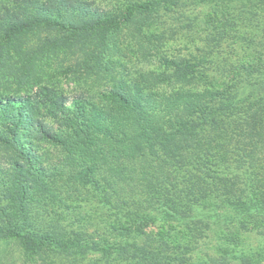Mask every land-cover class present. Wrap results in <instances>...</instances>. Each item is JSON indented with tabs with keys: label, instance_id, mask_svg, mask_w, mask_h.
Returning a JSON list of instances; mask_svg holds the SVG:
<instances>
[{
	"label": "trees",
	"instance_id": "1",
	"mask_svg": "<svg viewBox=\"0 0 264 264\" xmlns=\"http://www.w3.org/2000/svg\"><path fill=\"white\" fill-rule=\"evenodd\" d=\"M60 51L112 107L10 68ZM263 258L264 0H0V264Z\"/></svg>",
	"mask_w": 264,
	"mask_h": 264
},
{
	"label": "rangeland",
	"instance_id": "2",
	"mask_svg": "<svg viewBox=\"0 0 264 264\" xmlns=\"http://www.w3.org/2000/svg\"><path fill=\"white\" fill-rule=\"evenodd\" d=\"M164 35L165 40L168 41L166 42L167 45L161 48V53H185L186 48L191 45V35H184V33H178L173 35L172 31L169 29L165 31ZM157 54L158 53L152 52L151 54H149V58H144L143 56L141 57L136 54H130L131 63L128 64V67L133 66L134 69H144L153 67L152 65L154 63V59H158L156 56ZM75 56L76 55L72 53L60 51V53L53 55L50 58H46L41 62H27L24 59L22 61L19 60V56H15L14 54L10 62V68L13 70H17V67L23 68L26 64H29L31 70L33 69L32 71H34V73L36 72V80L54 87L59 93H63L65 95H68L69 97L77 94H89L92 95V99H94L99 105L107 103L110 107H112L114 104L108 101L106 102V98L104 96L108 86L107 82L103 80L100 81L94 76L91 77L82 73L81 71H78L77 66L75 64ZM5 80L9 82L8 84L11 86L12 89L18 91H31L32 89L35 90L37 88V85L33 86L32 88L28 82L24 83L27 79H18L14 75H9L7 78H5ZM31 84L34 85L35 83L31 81ZM44 149L49 151V156L51 159H56L55 149L52 147L51 144L45 143ZM53 160L50 161L53 162ZM79 197H81L82 199V197L85 196L81 195ZM88 212L93 213L92 210ZM166 228L167 227L165 225L150 226V229L154 232L158 230L165 231ZM244 237H247L245 239V243L247 242L248 244H252V242L256 244L258 241V238H256L253 234L248 233L247 236L245 235ZM260 243L263 244V240H260ZM13 248L15 260L17 261V263H19L21 261L20 252L16 246H14Z\"/></svg>",
	"mask_w": 264,
	"mask_h": 264
}]
</instances>
